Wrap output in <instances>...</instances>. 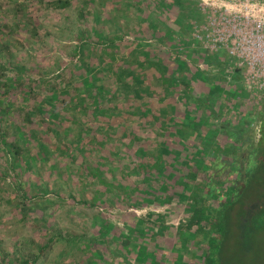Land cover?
I'll return each mask as SVG.
<instances>
[{
    "label": "trees",
    "instance_id": "1",
    "mask_svg": "<svg viewBox=\"0 0 264 264\" xmlns=\"http://www.w3.org/2000/svg\"><path fill=\"white\" fill-rule=\"evenodd\" d=\"M192 2L189 3L195 7L197 2ZM48 3L65 7L70 0H49ZM186 3L185 0H173L172 5L185 9ZM22 4L25 6L24 2ZM152 22L149 17L146 27H153ZM166 23L163 32L170 30ZM18 28V24L0 19V34L6 39L12 38ZM29 31L33 36L37 27L33 26ZM154 34V39H141L139 43L143 45L158 40L162 48L163 34ZM119 39L131 41V37L125 34L108 40L107 44L113 45ZM11 41L0 43V158L4 166L1 176L10 180L13 191L10 202L12 198L18 200L24 217L43 215L41 208L46 196L43 193L40 195V192L31 195L18 167L21 164L28 166L40 159H47L51 166H58L59 159H55L58 155L51 156L54 147L47 132L58 128L60 135L66 133L68 128H64L62 119L68 117L65 111L69 110L66 108L69 106L74 110L81 109L85 114L86 121L79 126L80 143L87 138L96 140V149H104L107 145L106 127L96 123L99 117L109 121L107 127L117 132L122 144L126 145L128 140L136 142V150L130 145L122 157L117 156L118 152L113 150L116 147L109 144L108 152L117 156V162L121 160L122 163L126 157L141 159L143 177L136 185H126L122 181L107 180L102 175L103 162L100 158L86 160L79 152L85 146L74 147L72 142L65 140L55 147L58 152L69 156L66 166L71 169L72 166H79L76 171L79 178H97L98 183L103 185L95 191L91 201L70 196L73 203L96 207L106 214L103 216L106 223L101 225L98 238L93 240L90 237L86 241L98 255L96 264H184L182 259L186 255L190 257L187 264H249L248 257L257 252L256 238L264 231V108L259 112L262 135L258 142L251 138L248 142L234 144L235 132L222 138L231 139V142H213L215 134H207L205 140L199 138L202 135L198 130L205 125V120L193 111L200 103H205L211 111L210 103L206 97L198 96L195 86L181 76L180 71L185 66L183 57L172 51H168L169 55L162 52L159 59L152 63L163 78L164 90L174 96L179 105L173 107L174 115L164 123L163 139L154 149L157 154L150 161L146 157L149 148L137 140L138 135L133 129H128L127 125H121L116 130L112 128L118 122H124L125 118L110 114L117 104L116 101L111 102L114 92L102 82L101 71L93 72L89 68L81 85L69 91L75 68L67 62L66 76L58 75L64 80L55 81L51 90L47 91L36 87L35 81L43 84L55 75L34 78L24 66L14 65L11 58L3 57L4 53H9L7 48ZM81 41H78L76 49L78 54L81 52ZM187 61L198 66L192 58ZM204 62L215 63L213 59H205ZM170 63L176 64L178 69H171ZM233 73L239 80L242 79V68L234 66ZM118 75H133L138 80V75L126 66L119 69ZM21 92L29 102L19 106L15 100ZM143 92L150 93V90L146 87L136 89L135 99L142 100L145 97ZM15 109L21 111L23 118L18 123L14 121L17 119ZM188 132L194 134L193 142L188 141ZM32 139H39L41 143L37 152H32L30 147ZM160 195L163 197L160 198ZM109 224L112 229L107 230ZM46 229L44 238L40 242L33 241L28 252L11 256L7 262L0 264H44V255L55 243L78 239L72 233L64 236L53 225H48ZM105 247L107 254L101 250ZM170 247L173 251L171 263L166 261Z\"/></svg>",
    "mask_w": 264,
    "mask_h": 264
},
{
    "label": "rangeland",
    "instance_id": "2",
    "mask_svg": "<svg viewBox=\"0 0 264 264\" xmlns=\"http://www.w3.org/2000/svg\"><path fill=\"white\" fill-rule=\"evenodd\" d=\"M190 1L185 0L187 3L183 9L172 5L173 0H70L69 5L65 7L50 4L49 0H0V19L19 25L17 33L10 39L0 34V43L12 40L9 49L7 48L9 53H4L3 57L11 58L14 65L24 66L34 78L46 74L55 75L43 84L34 79L36 87L45 88L47 91L51 90L55 81L64 80L58 75L66 76L67 62L75 68L69 91L81 85L83 78L88 75L89 68H92L93 72L101 71L102 82L114 92L111 102L116 101L117 104L110 114L125 118L124 122L120 121L112 128L116 130L121 125H127L128 129H133L138 135L137 140L149 148L150 152L146 157L151 161L153 155L157 154L154 149L163 139L162 127L174 115L173 107L179 105L175 97L168 95L164 90L166 85L152 62L159 59L160 53L169 55L168 51H172L181 55L182 61H185V66L180 71L181 76L195 86L196 94L206 97L211 106L210 111L205 103H200L197 108L193 105V112L205 120V125L198 130L202 136L198 137L205 140L207 134H215L213 142L222 141L227 140L222 139L223 136L227 138L235 132V138L232 140L234 144L248 142L251 138L258 142L262 135L259 112L264 108V86H260L261 82L258 84L249 81L243 68L242 79L239 80L233 73L235 60L225 50L217 52L206 49V43L196 41L193 36L195 30H205L204 27L214 21L215 17H221V13L227 14L231 2L193 0L197 2L193 7ZM17 5L23 7L18 8ZM149 17L153 21V27H146ZM221 19L223 22L224 18ZM164 22H167L166 27L170 28L166 32H163ZM224 25L225 29L229 27L226 21ZM33 26L37 27V32L32 36L29 30H32ZM155 32L163 34L162 48L159 47L158 40L143 45L139 43L141 39L153 38ZM125 34L131 37V41L119 39L113 45L107 44L108 40L120 38ZM80 40L81 52L78 54L76 49ZM189 58L197 61L198 66L187 61ZM205 59H213L215 63L207 64ZM124 66L138 75V80L134 79L133 75L120 77L119 69ZM171 66V69H178L176 64L170 63ZM144 87L150 90V93L143 92L145 97L140 101L135 99L134 91ZM24 98L21 92L15 101L22 106L29 102ZM66 108L69 109L65 111L68 117L62 119L64 128H68L66 133L60 135L58 128L47 132L54 147L51 156L58 155L55 158L59 159L58 166H51L47 159H40L28 166L21 164L18 167L31 195L35 192L45 194L41 208L43 215L30 214L24 217L18 200L12 198L10 202L13 194L11 182L1 176L4 166L0 158V263L7 262L11 256L28 252L33 241L40 242L44 238L48 225L61 230L64 236L67 233L75 234L78 239L55 243L44 255V264L98 262V255L86 241L90 237L93 240L98 238L101 225L106 223V214L96 207L73 203L70 196L91 201L95 191L103 185L98 183L97 178H79L76 172L79 166H72V169L66 166L69 156L55 149L60 143L67 140L72 142L74 147L85 146L84 149L80 148L79 152L84 154L86 160L98 156L100 162H103L102 175L109 181L136 185L143 177L141 159L134 157L130 160L126 157L122 163L121 160L117 162L115 159L128 152L126 150L130 145L136 150V142L131 143L128 140L126 145L122 144L117 132L107 127L106 123L109 121L98 117V126L106 127L104 135L108 137L107 145L104 149H96V140L87 138L80 143L79 126L86 121L85 114L81 109L74 110L69 106ZM15 111L17 119L14 121L18 123L23 118L20 110ZM188 137V141L193 142L194 134L188 132ZM38 141L39 139H32V152H37L41 146ZM227 141L231 142V139ZM109 144L116 147L113 150L118 152L117 156L108 152ZM161 197L163 195H160ZM107 199L111 202V198ZM158 205L161 206L160 203ZM106 229H112L110 224ZM256 244L257 252H252L254 255L248 257V263L264 264V231L256 238ZM101 250L107 254L106 247ZM171 250L170 247L167 252L166 261L169 263L172 261ZM182 261L187 264L190 257L186 255Z\"/></svg>",
    "mask_w": 264,
    "mask_h": 264
},
{
    "label": "built area",
    "instance_id": "3",
    "mask_svg": "<svg viewBox=\"0 0 264 264\" xmlns=\"http://www.w3.org/2000/svg\"><path fill=\"white\" fill-rule=\"evenodd\" d=\"M224 18L215 17L205 30H195L196 41L205 42L206 49L225 50L235 65L245 69L252 83L264 86V0H229ZM218 20V21H217ZM229 27L224 28V22ZM200 42V43H201Z\"/></svg>",
    "mask_w": 264,
    "mask_h": 264
}]
</instances>
